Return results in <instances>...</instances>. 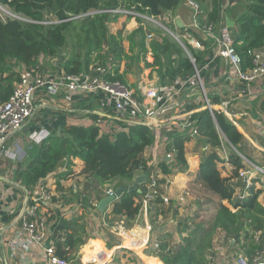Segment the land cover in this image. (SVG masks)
<instances>
[{
  "label": "trees",
  "instance_id": "1",
  "mask_svg": "<svg viewBox=\"0 0 264 264\" xmlns=\"http://www.w3.org/2000/svg\"><path fill=\"white\" fill-rule=\"evenodd\" d=\"M197 1L206 5L208 0ZM210 2L211 9L206 18L216 21L219 18L221 0ZM179 3L180 0H0V5L8 7L14 15L26 18H3L0 14V99H7L12 92L13 81L19 78L20 65L35 66L41 55H55L68 41L79 47L78 52L73 50L68 59L61 63V69L68 74L85 71L96 61L102 64L117 61L114 78L124 83V73L119 72L120 62L126 61L125 72H128L142 58L146 67H157L161 84L168 85L177 76L189 75L193 72L189 58L167 34L157 33L158 37L155 36L148 42L152 52L150 63L145 60L146 31L142 26L127 36L128 51L124 50L121 30L116 34H108V23L118 17L108 12L109 9L134 6L140 13L162 16L168 11H174ZM239 11L231 31L236 51L244 59V66H248L250 62L247 50L264 45V0H243ZM86 13L90 14L85 15ZM76 16L79 17L73 18ZM168 26L176 33L182 30L174 22H170ZM149 31L154 33L153 30ZM187 46L198 65L206 52ZM181 51L183 55L180 54ZM209 99L215 107L219 104L216 95L209 94ZM213 115L208 108H203L195 118L197 135L206 139L210 151L202 158L193 181L201 183L218 197L214 217L210 227L202 223L194 225L183 236L182 242L162 255L164 264H209L207 251L213 247L212 240L216 231L230 237L229 240H233L234 244H240L239 250L248 256L264 247V207L260 201L263 190L254 188L256 180H253L245 197L239 198L236 194V190L245 185L238 178L239 169L244 164L237 152L255 160L248 154L249 147L241 127L228 121L218 109H213ZM91 117L95 118L96 115L92 114ZM189 136L180 133L171 138L167 149L175 150L174 160L171 163L170 160L161 158V179L164 180L159 179L160 184H164V177L187 169L185 143ZM155 140L154 133L146 125H132L127 130L110 134L100 133L99 127L94 124H63L60 134L50 133L39 144H32L25 149V168L19 179L26 187H30L39 179L55 172L58 179L66 178L76 172L74 159L78 158L83 163L80 174H93L102 181L118 178L133 180L136 171L149 175V161L144 152ZM225 145L234 146L237 152L224 151L226 158H223L217 149ZM219 163L229 164L230 173L221 176ZM59 167L65 170L58 172ZM144 183L137 185L140 192H122L112 203V213L133 219L147 192ZM158 200L164 203L159 196L150 201ZM68 226L70 227V223H66L65 228H69ZM72 229L77 231L79 226L74 223ZM257 232L260 233L256 240ZM78 240L74 232L67 233L65 242L55 241L56 254L66 259ZM165 245L167 243L161 241L159 247L164 249Z\"/></svg>",
  "mask_w": 264,
  "mask_h": 264
},
{
  "label": "built area",
  "instance_id": "2",
  "mask_svg": "<svg viewBox=\"0 0 264 264\" xmlns=\"http://www.w3.org/2000/svg\"><path fill=\"white\" fill-rule=\"evenodd\" d=\"M232 4L231 0H221L219 18L211 21L201 18L203 11L197 0H186V5L191 10V19L189 24L180 28L181 34L169 28L166 13L162 16L148 15L138 12L134 6H119L107 10L112 14L137 20L139 23L136 28L142 26L145 29L147 62L152 61L148 42L155 37L149 29L156 26L171 35L189 58L193 72L185 77H175L168 85L158 83L156 89H153L155 85L146 88L140 81H135V86L130 87L114 78L117 61L106 64L96 61L87 70L73 74L65 73L63 69L56 74H47L39 64L31 67L20 65L19 78L15 81L12 92L7 99H0V264H65L64 259L56 254L55 241L48 238L54 206L60 204L55 179L48 174L34 185L26 187L19 179L25 166L13 163L5 166L3 162H20L26 153L23 142L30 148L50 134L46 129L39 128L30 130L27 140L19 136L13 141L17 132L33 125L31 119L36 110L44 108L48 101L58 100L61 95H64L69 104L76 97L94 99L98 101V107L95 111H85L84 115L90 124L99 127L100 133L113 134L127 130L132 125H146L154 133L155 142L163 148L164 159L175 154L174 149H167L174 135L187 128L190 136H198L195 118L203 108H208L212 116L213 109H218L230 122L245 115L240 113L239 116L230 111L236 97H225L229 93L234 94L236 88H239L237 86L246 90V95L252 94L250 86L264 78V45L247 50L250 64L244 66V59L236 51L231 28L225 22L224 10ZM0 11L5 12L1 5ZM187 45L206 52L198 65ZM119 72L121 73L120 67ZM221 81L225 90L220 93L213 91ZM208 91L220 98L216 107L211 104ZM92 114L96 117H91ZM254 124L255 133L264 143V122L257 119ZM102 126L106 128L103 129ZM8 146L14 149L7 150ZM259 151L264 153V148L258 149L261 154ZM237 154L244 164L239 169L238 178L245 185L243 191L236 194L243 198L248 194L253 180H256L254 185H258V173L264 174V165L240 152ZM159 177L158 172L150 169L146 179L147 192L143 199L148 201L159 196L166 204L170 197L165 189L170 180L165 178L164 184H160ZM113 190H106V195L112 194ZM179 199L182 200L183 197ZM93 205L97 206L96 203ZM122 224L123 221L118 226ZM133 230L134 227H131L130 231ZM234 264H264V249H256L251 256L239 252L234 258Z\"/></svg>",
  "mask_w": 264,
  "mask_h": 264
},
{
  "label": "crops",
  "instance_id": "3",
  "mask_svg": "<svg viewBox=\"0 0 264 264\" xmlns=\"http://www.w3.org/2000/svg\"><path fill=\"white\" fill-rule=\"evenodd\" d=\"M231 1L233 4L228 7L225 14L232 20H235L238 16L237 14L240 12L239 6L242 4L243 0ZM204 4L200 2L201 10L203 11L201 18H206L207 12L211 9L210 0L206 2V5ZM165 16L170 19L169 21L171 22L175 23L176 19H180L183 25H187L191 19V10L186 5V0H180L179 5L174 9V11H168ZM115 21L109 23V28L113 27V25L117 22ZM118 21L121 25L119 28L115 29L117 31L121 30V34H124L122 26L125 25L126 36L122 35V37H124V43L129 46L127 36L136 29L139 22L134 19L125 18L124 16L119 17ZM180 32L182 33V30H180ZM196 34L199 36L198 33ZM128 46H125L127 47L125 51H128ZM142 62L143 63L139 62L134 69L125 72L127 70L126 61H121L119 64L121 73H124V78L127 81L128 78H134V82L140 81L146 88L155 85L153 89H156V84H161L159 78L160 74L156 70L157 67H146L143 60ZM14 83L15 81L12 83V88ZM237 87L239 88H236L237 91L234 94L229 93L225 98L233 96L236 97L237 100L232 102L230 111L239 116L240 113H244L245 115L241 116L240 119H233L231 122L241 127L244 140L249 149H251L249 143H251L256 150L261 147L264 148V143L255 133L254 124L257 119H262L264 122V78L257 80L252 86H250V89L252 90L251 95H246V90H243L240 86ZM214 89L212 90L217 93L223 92L225 89L222 81L220 82V85L217 86L215 90ZM98 104V101L96 102L94 99H90L88 97H76L73 102L69 104L67 99L64 98V95H61L58 100H54L52 102L48 101L44 108H38L31 119L33 125L20 130L19 133L26 136L27 131L44 128L49 131V133L60 134L63 124H82V122L85 123L83 125L90 124L86 115H84V112L90 109L95 111ZM102 128L105 129L106 126H102ZM182 133L188 134V129L186 128ZM154 143L155 144H153V146L148 148L151 153V158H148L145 155V152H148L147 149L145 150L144 155L148 158L149 168L158 172L160 175L159 179L164 180L161 179V175L163 174L160 168V162L157 160L159 158L158 155L162 152V148L157 142ZM157 147H159L158 153ZM185 152L187 159V151ZM190 158L191 160L189 162V166L184 172H179L175 175L170 174L169 176L164 177L170 180V183L165 189V192L170 197L169 202L164 204L161 203L160 200L146 201L142 199L139 212L133 219H128L122 215L112 213V203L108 205L103 212L99 211L93 204H98L99 200L106 196V190L115 189L117 186L121 185L133 184L136 176L146 174V172L136 171L133 177V182H119L116 184V180H114L112 182L113 184H110V180L102 181V179L93 174H80L79 170L81 169L83 163L81 160L76 158L74 159V168L76 170L74 175L58 179L56 176L57 172L52 173L51 176L56 181L55 186L59 194L60 204L54 206L55 212L53 219L50 221L48 238L49 240L63 243L65 242L67 233L71 231L75 233L77 238H79L77 243L67 255V258L64 259L65 264H117L116 255L119 254L117 252H119L121 248H131L134 245L140 246L141 243H143V245L150 244L151 247H159L161 241H165V239L154 236L153 229L157 225L163 223V220H165L168 215V222H172L171 217L174 216L176 214L175 211H177V209L173 207L174 201H177L179 197L183 196H188L187 198L190 200L195 196L190 190H193V187L195 186L202 185L201 183L193 181L201 161L196 155H193ZM13 165H16V163H13ZM64 170L65 169L63 167H59L58 172H62ZM100 181L103 182V188L99 186ZM144 182L143 186L147 188V180ZM88 186L92 188H89ZM95 186L96 189L100 188L99 190L101 191L95 192ZM205 189L208 190L207 188ZM208 192L212 193L209 190ZM212 195L218 200V197L215 194L212 193ZM192 205H194L193 202ZM121 221H123L124 225L122 224L123 226H118ZM66 223H68V225L70 223V227L68 226L69 228H65ZM74 223L79 226L77 231H73L72 229ZM131 227H134L132 232L130 231ZM163 230L164 228L160 227V232ZM163 237L166 236L163 235ZM92 240L96 241L94 247L88 246V243ZM139 241L141 243H139ZM231 243H233V240H231ZM131 249L134 248L132 247ZM141 255L144 257L143 254ZM37 264L43 263L37 262ZM232 264H234V261Z\"/></svg>",
  "mask_w": 264,
  "mask_h": 264
},
{
  "label": "rangeland",
  "instance_id": "4",
  "mask_svg": "<svg viewBox=\"0 0 264 264\" xmlns=\"http://www.w3.org/2000/svg\"><path fill=\"white\" fill-rule=\"evenodd\" d=\"M242 7V4L239 6ZM4 11H0V14L3 18H6L7 16H12V11L6 7L3 6ZM240 9V8H239ZM230 12V11H229ZM228 14V12H227ZM14 15V14H13ZM17 17L22 18L21 20H25L26 18L16 14ZM122 17V16H118L117 17V22L113 25V27L109 28V23H108V34H116V29L115 28H119V26L121 25L120 22L118 21V18ZM78 18V17H76ZM170 19H168L169 21ZM171 22V21H169ZM153 27V26H152ZM150 27V28H152ZM122 28L124 29V36H126V27L125 25L122 26ZM110 30V31H109ZM149 30H153L154 34L156 37H158L159 35H168V38L170 40H174L175 42H177L171 35H169L167 32H163V29L159 28V27H154L152 29ZM112 32V33H111ZM156 32V33H155ZM179 34H181V32L178 30L177 31ZM158 33V34H157ZM122 43H123V47L124 50L127 49L128 46L126 43H124V37H122ZM178 43V42H177ZM179 44V43H178ZM180 46V45H179ZM181 47V46H180ZM73 50L75 51H79V47L75 46L74 44H72L71 41H68V43L62 47L59 52H57L55 55L53 56H47V55H41L38 58V64L42 65L44 71L47 74H56L58 72V70H62L61 69V63H63L65 60L68 59L69 55L73 52ZM183 51V49H182ZM181 51V55H183ZM142 58H140V62H142ZM134 82V78H128V81L125 80V84L129 85L130 87H134L135 85H133ZM129 83V84H128ZM205 86H207V84H205ZM209 94V91H208ZM30 131H27L26 136L29 134ZM23 137V140L26 139V136H24V134L22 133H16L14 135L13 141L17 140V137ZM27 140V139H26ZM23 146L25 149L27 148V145L23 142ZM29 146V145H28ZM249 146L251 149L248 150V154L254 159L256 160L259 164L264 165V153L260 154L258 153V150L255 149V147H252L251 143H249ZM248 147V146H247ZM162 148V147H161ZM10 149H14L8 146L7 150ZM148 152H145V155L148 158H151V153L149 152V149H147ZM230 150H233L232 146L230 145H225L224 147H221L219 149H217V152L220 154V156H222L223 158H226L225 156V152H229ZM185 151H187V161H188V166H189V162L191 160V156L196 155L197 158H199V160L201 161L202 158L204 157V155L206 153H208V151H210L209 146H207V141L204 137H196V136H189L188 141L185 143ZM235 151V150H234ZM159 152V147L157 150V153ZM163 148H162V152L161 154L158 155V159L160 160L164 155L165 152L163 153ZM256 156V157H253ZM170 160L171 163L174 160V156L168 157L166 161ZM23 160H21L19 163L18 161H11V160H4V164L5 166H10L12 163H18L21 167L24 166L23 164ZM220 172H221V176H226L227 174L230 173V166L229 164L225 163L224 165L222 163L218 164ZM21 168H19L20 170ZM18 170V171H19ZM18 171L16 173H18ZM258 185H256L257 187H261V189L263 190V193L260 196V201L264 207V174L262 173H258ZM256 179V178H255ZM100 180V179H99ZM116 180V184L119 182H123V183H129V182H133V180H130L128 178H118L115 179ZM114 180H110L109 182H111L110 184H113ZM241 183V181H239ZM135 183V182H134ZM97 186V185H96ZM96 186L94 187V191L98 192L101 191L99 190L100 188L96 189ZM99 186H101L103 188V182H99ZM256 186H254V188H257ZM89 188H92L90 186H88ZM244 188V187H243ZM243 188L241 186V188H239L237 190L238 193L243 191ZM191 189V188H190ZM193 192V195H195L194 197H192L190 200H188V196H183V199H177V201H174L173 203V207L175 209H177V211H175V215L172 216V222H168L169 220V215L167 216V218L165 220H163V223H161L160 225H157L154 229H153V235L154 236H158V238H164L165 242L167 243V245H165V248L163 249L162 247H151L150 244H146L143 245V243H141L139 241L140 246L138 245H134L132 246L134 249L125 247L124 249L121 248L118 255H116V260H117V264H145L144 261L140 258V255L138 253H141L144 255V257L147 259V261L149 262V264H164L163 263V259H162V255L170 252V248H173L174 246H176L178 243L182 242L183 236H186V233L190 232V230L193 229L194 225L198 224V223H202L204 226H211L213 217H214V213H215V209L218 203V200L213 197L212 193H209L208 190H206L202 185L200 186H195L193 187V190H190ZM185 194V193H184ZM178 195V194H177ZM192 202L194 203V205H192ZM196 202V203H195ZM172 207V208H173ZM97 208V206H96ZM160 227H163L164 230L162 232H160ZM259 233H256V240L259 237ZM166 236V237H163ZM154 238V237H153ZM230 237H228L227 235H225L223 232L220 231H216V233L213 236V247L207 251V260L209 264H232L234 261L235 256L239 253L242 252L240 251V244H234L231 243V240H229ZM163 240V239H162ZM229 241V242H228ZM143 245V246H142ZM264 249V247H263ZM124 251V252H122ZM122 252V253H121ZM123 254V255H122ZM122 255V256H121Z\"/></svg>",
  "mask_w": 264,
  "mask_h": 264
},
{
  "label": "water",
  "instance_id": "5",
  "mask_svg": "<svg viewBox=\"0 0 264 264\" xmlns=\"http://www.w3.org/2000/svg\"><path fill=\"white\" fill-rule=\"evenodd\" d=\"M92 13V12H91ZM87 14H90V13H86L85 15ZM76 17H79V16H76ZM76 17H73V18H76ZM14 18H17V19H22V18H19L17 17L16 15H14ZM225 22H226V25L230 28H232L234 26V20H232L230 17H228L227 15L225 16ZM175 24L177 27H182L183 24L181 23L180 19H176L175 20ZM25 129V128H23ZM196 137H199V136H196ZM232 146V145H230ZM233 150H235V152H237V150L235 149L234 146H232ZM167 160V159H165ZM147 179V175L146 174H140L138 176H136L134 178V182L133 184H130V185H121V186H117L114 190H113V193L110 194V195H106L104 196L103 198H101L97 204V209L101 212H103L105 210V208L110 205L111 203H113L121 194L122 192H125V191H134L136 190L137 192H140V189L137 188V185L144 182L145 180ZM24 191L27 192L26 188H24Z\"/></svg>",
  "mask_w": 264,
  "mask_h": 264
},
{
  "label": "bare ground",
  "instance_id": "6",
  "mask_svg": "<svg viewBox=\"0 0 264 264\" xmlns=\"http://www.w3.org/2000/svg\"><path fill=\"white\" fill-rule=\"evenodd\" d=\"M95 244H96V241L95 240H92V241H90L88 243V246H90V247L93 246L94 247ZM139 255H140V258L144 261L145 264H149V262L147 261V259L145 257H143L141 254H139Z\"/></svg>",
  "mask_w": 264,
  "mask_h": 264
}]
</instances>
